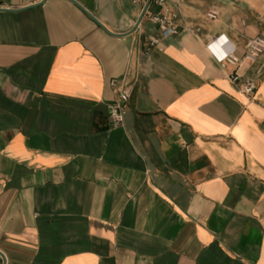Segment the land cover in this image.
<instances>
[{
    "label": "crops",
    "instance_id": "0c3cea01",
    "mask_svg": "<svg viewBox=\"0 0 264 264\" xmlns=\"http://www.w3.org/2000/svg\"><path fill=\"white\" fill-rule=\"evenodd\" d=\"M146 2L0 0L6 264H264V0Z\"/></svg>",
    "mask_w": 264,
    "mask_h": 264
},
{
    "label": "built area",
    "instance_id": "2783aa9c",
    "mask_svg": "<svg viewBox=\"0 0 264 264\" xmlns=\"http://www.w3.org/2000/svg\"><path fill=\"white\" fill-rule=\"evenodd\" d=\"M136 2H144L146 0H133ZM156 4H163L166 0H152ZM218 15L216 9H209L206 12L208 19H215ZM152 21L157 24L161 34L168 35L176 32V28L173 25L172 19L167 14L153 15ZM150 45H157L159 39L154 36H148ZM207 47L218 62H228L233 65H237L240 61H255L260 55L264 54V36L257 35L248 39L243 47L242 55L239 56L235 53L234 46L230 45L222 35L211 40ZM231 82H238L240 75L234 70L229 74ZM241 88L244 93L251 95L254 93L256 85L251 80H244L241 83ZM129 97V89L127 85L120 86L119 98L108 104V114L113 126H118L123 123L125 115V106ZM0 264H6L3 254L0 252Z\"/></svg>",
    "mask_w": 264,
    "mask_h": 264
},
{
    "label": "water",
    "instance_id": "95a60500",
    "mask_svg": "<svg viewBox=\"0 0 264 264\" xmlns=\"http://www.w3.org/2000/svg\"><path fill=\"white\" fill-rule=\"evenodd\" d=\"M149 1H150V0H147V2H146V6L148 5ZM146 6H145V8H146ZM139 20H140V19H138V22H139Z\"/></svg>",
    "mask_w": 264,
    "mask_h": 264
}]
</instances>
